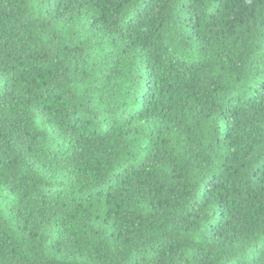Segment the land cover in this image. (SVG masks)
I'll return each mask as SVG.
<instances>
[{
	"label": "trees",
	"instance_id": "1",
	"mask_svg": "<svg viewBox=\"0 0 264 264\" xmlns=\"http://www.w3.org/2000/svg\"><path fill=\"white\" fill-rule=\"evenodd\" d=\"M0 264H264V0H0Z\"/></svg>",
	"mask_w": 264,
	"mask_h": 264
}]
</instances>
